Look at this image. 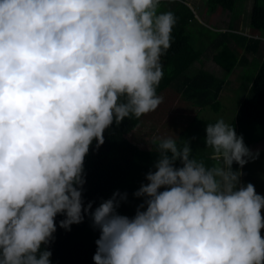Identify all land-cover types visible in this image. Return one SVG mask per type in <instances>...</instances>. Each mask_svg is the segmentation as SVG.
<instances>
[{
  "label": "clouds",
  "instance_id": "1",
  "mask_svg": "<svg viewBox=\"0 0 264 264\" xmlns=\"http://www.w3.org/2000/svg\"><path fill=\"white\" fill-rule=\"evenodd\" d=\"M159 4L0 0V264H51L42 245L57 214L68 230L92 207L81 193L93 140L98 148L113 122L162 102L161 56L176 18ZM204 131L213 163L187 139L158 137L134 216L116 212L119 192L91 211L94 264H264V195L240 181L259 150L223 118Z\"/></svg>",
  "mask_w": 264,
  "mask_h": 264
},
{
  "label": "trees",
  "instance_id": "2",
  "mask_svg": "<svg viewBox=\"0 0 264 264\" xmlns=\"http://www.w3.org/2000/svg\"><path fill=\"white\" fill-rule=\"evenodd\" d=\"M161 2L163 4L159 9L163 10L160 12L171 11L175 15L176 23L172 28L171 46L161 56L164 75L157 87V94L168 87L173 88L179 93L180 99L188 107L192 105L190 108L195 110L194 114L184 122L180 131L174 135L189 141L192 154L197 159L203 160L206 165L213 163L210 160L211 149L205 147L203 138L206 123L214 122L216 119L202 117L199 111L211 107L213 102L220 99L226 76L221 77L220 72L203 67L202 59L207 55V45L197 46L201 45V42L192 40L188 27L191 24L211 33V36H208L212 41L209 45L211 49H222L229 53L240 66H243V62L247 63L248 58L244 53L238 55L233 52L231 46L227 45L228 41L235 40L232 44L241 46L247 55L258 56V68L254 74L247 77L249 85L246 94L240 100L234 117L227 123L232 124L236 134L242 136L243 142L251 151L259 150L264 162V52H262L264 42L260 38L264 36V25L258 27L259 34L247 35L239 32V23L234 26V20L237 19L231 17L225 30L208 28L204 24L201 25L202 23L193 21L194 14L184 0H160ZM236 2L237 0H206V13H212L217 9L232 13ZM252 4L256 7H264V4L258 0H253ZM202 43L204 44L203 40ZM223 69L226 71L225 68ZM183 116L184 114L177 116L174 125L176 129ZM142 117L144 115L139 118L126 117L119 124L113 122L103 133V144L97 148L93 140L89 146L83 161L85 182L82 185L81 196L82 205L91 201L92 207L88 214L83 213L82 209L83 220L71 224L68 230L59 226L58 222L64 217L62 214H57L53 239L48 244L42 245L51 252L49 258L51 264H94L92 256L96 250L95 240L99 238V230L93 226L90 213L102 200L110 198L113 192L126 193V199L121 200L116 208V212L120 215L133 217L137 206L143 202V197H135L133 193L142 183L147 182L145 174L149 170H154L153 163L157 154L154 148H148L146 144H143L145 148H141L127 139V135L132 130L142 125ZM149 127L153 129L152 126ZM151 130L146 131L147 135ZM145 137H141L140 141L145 142L148 136ZM175 166H181L179 160L175 162ZM238 167L235 162L232 164L233 170ZM240 171L242 172L240 181L251 183L255 172H250V160L240 168ZM258 172L262 176L260 186L262 187L264 172L259 170ZM262 189L264 191V185Z\"/></svg>",
  "mask_w": 264,
  "mask_h": 264
},
{
  "label": "rangeland",
  "instance_id": "3",
  "mask_svg": "<svg viewBox=\"0 0 264 264\" xmlns=\"http://www.w3.org/2000/svg\"><path fill=\"white\" fill-rule=\"evenodd\" d=\"M184 1L194 14L193 21L202 23L201 25L204 24L208 28L212 27L225 30L231 17L237 19L234 20V26H236L235 24H237V22L239 23V32L247 35L250 33L259 34L258 27L264 25V7L254 6L252 4L253 0H237L234 5L235 10H232V13L221 9H217L212 13H206V0ZM258 1H261V4H264V0ZM162 4V2L159 4L158 12L163 10L159 9L162 7ZM188 27L190 29L192 40L194 42H201V45L197 46L207 45V55L202 59L203 67L212 71L220 72L222 74L221 77L226 76L223 89L220 93V99L213 102L211 107L199 111V115L202 117H213L215 119L223 118L225 122H227L234 117L240 100L245 96L246 87L249 85L247 84V77L254 74V71L258 68L259 62L257 60L259 58L256 55L249 56V54L247 55L244 52V49L241 46L233 45L232 43L235 40H231V42L228 41L227 45L228 47L231 46L233 52L238 55L244 53L245 57L248 58L247 63L243 62V66H240L229 53L222 49H211V46L209 45L212 44V41L211 39H208V36H211V33H207L203 28H197L196 25L190 24ZM261 35H263V33ZM260 38L261 41L264 42V36ZM202 40L204 44L202 43ZM219 48H221L220 45ZM262 49V52H264V45ZM223 68H225L226 71H223ZM241 74L243 77H241ZM159 95L162 97V102L155 110L144 114V117L141 119L142 125L138 126L127 135L129 141L137 144L141 148H145L143 144H146L148 148H154V141L158 137L173 136L174 133L176 134L180 131L184 122H186L190 118V115L195 112L193 108H190L192 105L188 107V105L180 99L179 93L173 88L168 87L164 91L162 90ZM180 114H184V116L180 120L178 129H176L174 127L175 121ZM149 126H152L153 129L151 130ZM148 129L151 130L149 135L146 133ZM144 133H146V135ZM145 136H148V138ZM141 137L146 138L145 142L140 141ZM133 139H136V141ZM262 158L263 157L259 154L255 159L250 160V172H255L252 180L255 191H257L256 188L260 187L262 184V176L258 172V170L264 172V167H262L264 162ZM262 195H264V193ZM261 214L262 216L264 215V209H261ZM260 234L262 238H264V228L260 230Z\"/></svg>",
  "mask_w": 264,
  "mask_h": 264
},
{
  "label": "crops",
  "instance_id": "4",
  "mask_svg": "<svg viewBox=\"0 0 264 264\" xmlns=\"http://www.w3.org/2000/svg\"><path fill=\"white\" fill-rule=\"evenodd\" d=\"M247 84H249V82L247 81ZM246 88H248V87H246ZM251 184H253V182H252V180H251ZM263 185H264V182H263ZM263 185H262V187H258V188H256L257 189V191H256V193H258V194H260V195H262L263 193H264V191H263ZM261 216H262V214H261ZM262 218H263V220H264V215L262 216Z\"/></svg>",
  "mask_w": 264,
  "mask_h": 264
}]
</instances>
